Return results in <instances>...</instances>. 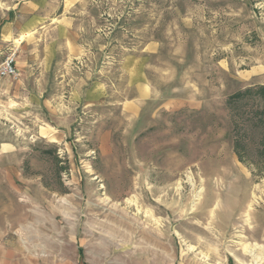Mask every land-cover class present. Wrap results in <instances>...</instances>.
I'll return each instance as SVG.
<instances>
[{"label":"rangeland","instance_id":"374dc122","mask_svg":"<svg viewBox=\"0 0 264 264\" xmlns=\"http://www.w3.org/2000/svg\"><path fill=\"white\" fill-rule=\"evenodd\" d=\"M10 58L0 264H264V0H0Z\"/></svg>","mask_w":264,"mask_h":264},{"label":"trees","instance_id":"16d2710c","mask_svg":"<svg viewBox=\"0 0 264 264\" xmlns=\"http://www.w3.org/2000/svg\"><path fill=\"white\" fill-rule=\"evenodd\" d=\"M259 93L260 97L262 98V100L264 101V87H259L258 89H247L245 91H241V92H238L236 94H234L233 96H231L229 99H228V102H227V105L228 107H231L232 108V111L235 109V106L241 102L242 100L246 99L247 97L251 96V97H254L255 94ZM258 111H259V108H258ZM262 113H260V118L264 119V109L261 110ZM232 118L234 119V116H232ZM240 146H241V141H235V150L239 156V158L241 159V154H240Z\"/></svg>","mask_w":264,"mask_h":264},{"label":"built area","instance_id":"2783aa9c","mask_svg":"<svg viewBox=\"0 0 264 264\" xmlns=\"http://www.w3.org/2000/svg\"><path fill=\"white\" fill-rule=\"evenodd\" d=\"M17 69L14 59L10 58L0 65V80L9 77H16Z\"/></svg>","mask_w":264,"mask_h":264}]
</instances>
